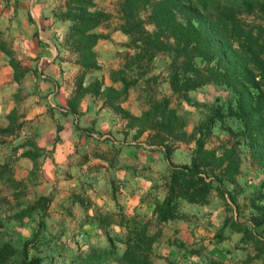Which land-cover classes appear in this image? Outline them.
I'll return each mask as SVG.
<instances>
[{
	"label": "rangeland",
	"instance_id": "374dc122",
	"mask_svg": "<svg viewBox=\"0 0 264 264\" xmlns=\"http://www.w3.org/2000/svg\"><path fill=\"white\" fill-rule=\"evenodd\" d=\"M155 1L158 0H151L130 15L124 0H93L94 9L108 15L93 30L100 37L92 48L99 70L84 76L78 86L79 58L66 36L69 23L61 20L63 0H0V39L13 50L20 68L25 69L19 82H14L7 57L0 52V236L19 246L36 233L35 248L30 253L38 254L43 264H67L70 258L82 256L90 248H110L108 239L122 238L124 232L105 230L108 223L133 215L150 222L155 241L169 233L165 241L169 252H162L164 245L163 249L153 245L151 263L264 264V225L254 227L250 221L254 214L252 203L264 202V171L242 146L239 173L233 183L225 181L220 191L210 194L206 205L210 211L205 209V215H213V223L203 229L207 222L201 216L192 213L186 219L197 230L206 231L204 242L183 241L172 226L155 223L152 215L108 212L99 218L103 227L99 233L89 230L84 226L89 224L87 217H92L88 213L93 210L85 186L91 185L80 186L79 181L74 185L82 191L78 195L81 205L73 206L77 197L71 199V205L66 197L62 218L54 198L69 190L45 187L43 183L41 163L52 152L50 145L59 141L64 126L93 140L89 151L77 150L74 145L79 160L88 153L112 164L121 157V149L157 152L159 183L167 178L164 160L168 162L167 173L169 166L179 165L173 164L181 160L179 154L189 155L190 160L195 148L193 130L204 119L213 96L222 93V87L203 85L182 95L172 91L170 74L182 58H174L168 50H158L160 44L173 43L170 37L161 36L154 43L153 38H147L155 33L150 20ZM35 5L39 9L47 5L48 10L37 11ZM239 18L247 27L264 25L256 15ZM123 83L128 85L125 92H121ZM56 94H62L64 101H55ZM90 106L95 116L85 122L81 116L89 112ZM169 111L183 123L182 131L172 130L176 123L169 118ZM167 122L172 124L171 131L165 126ZM227 141L226 134L213 129L204 148L217 151ZM61 177L70 187V175L64 172ZM108 183L115 200L118 181L114 178ZM40 197L48 202L43 203ZM230 220H238L245 231L224 228L223 223ZM113 248L118 254L123 245L114 243Z\"/></svg>",
	"mask_w": 264,
	"mask_h": 264
},
{
	"label": "trees",
	"instance_id": "16d2710c",
	"mask_svg": "<svg viewBox=\"0 0 264 264\" xmlns=\"http://www.w3.org/2000/svg\"><path fill=\"white\" fill-rule=\"evenodd\" d=\"M150 3L151 0H124L130 15ZM63 9L61 20L69 23L66 36L72 40L79 58L80 86L84 76L99 70L92 48L100 37L93 30L108 15L95 10L93 0H63ZM241 15H256L264 22V0H158L151 6L155 33L147 38H153L154 43L161 36L170 37L173 43L160 44L158 50H168L174 58H182L170 74L172 91L182 95L203 85L222 87V93L213 96L204 119L193 130L195 148L189 163L169 166L165 196L153 203L152 216L157 224L186 220L188 215L179 210L180 201L204 206L212 191H220L223 182L232 184L239 173V146L264 171V25L247 27L241 23ZM0 52L7 57L12 79L18 83L25 69L20 68L13 50L1 39ZM127 86L123 83L121 92ZM168 114L176 123L172 130L182 131L183 123L172 111ZM165 126L170 130L172 124L167 122ZM213 129L229 139L217 151L204 148ZM39 200L48 202L44 197ZM251 208V223L261 227L264 202L252 203ZM39 224L43 228L44 224ZM118 226L124 235L109 238L110 248H90L82 256L70 258L67 264H152L156 233L149 234L150 222L133 215L123 217ZM223 227L237 233L245 231L238 220L225 221ZM36 241L33 233L30 239L14 246L0 236V264H43L38 254L30 253ZM114 243L123 245L120 255L116 254Z\"/></svg>",
	"mask_w": 264,
	"mask_h": 264
},
{
	"label": "crops",
	"instance_id": "0c3cea01",
	"mask_svg": "<svg viewBox=\"0 0 264 264\" xmlns=\"http://www.w3.org/2000/svg\"><path fill=\"white\" fill-rule=\"evenodd\" d=\"M35 8L38 11L39 6L37 7V5H35ZM46 8H48L47 5L39 10L43 12L48 10ZM48 98L50 99V95ZM63 98L62 94H56L54 100L60 102ZM86 103L87 102L84 104ZM88 108L89 111L93 106ZM85 111L86 110H84V112ZM92 116L94 117L95 113H90L89 111L83 113L81 117L87 122V120L93 118ZM75 132V130L72 132L69 128L64 126L63 131L59 133V141L50 145V149L53 148L52 152L48 154V157L45 156L41 163V174L45 187L52 186L55 189L69 190L68 192L61 194L59 197L55 196L54 198V202L56 203L55 207L58 213L63 214L61 217H64L62 211L67 205L64 201L66 197H69L70 205L72 204L71 199L73 197H77L73 202V206H77L78 204L81 205L78 195L79 193L81 194L82 191H80L78 187H74L78 181L80 186H83L84 183H89L91 185L85 186L86 195L91 201V207L93 210L88 213V215L92 217H87L86 223L89 224L84 226L89 230L91 229L99 233V228H103L101 227L102 225H99V218H102L110 212H122L125 216H131L133 214L152 215L153 202L155 200L161 201L166 192L164 188L166 182L164 180L162 183L157 181L159 166L158 153L143 151L141 149L125 148L121 149V157H118V162L114 159L111 164L110 161L107 162V160L101 156H90L87 151H89V145H91L89 143H93V140H89V138L85 139V136L77 135ZM94 137L96 138L95 135H93V138ZM98 140L102 143V139L99 138ZM74 145L77 150H87L86 158L79 160V155L74 152ZM178 156L181 158L179 162H173L171 158L173 164L182 165L189 163V155L179 154ZM163 163L165 165L163 167V173L165 172V175L167 176L166 166L168 165V162L164 160ZM64 172H67L70 175V187H66V185H64L66 183H63L62 181L61 173ZM114 178L118 181V191L115 200L112 199L111 187L108 183L109 179L113 180ZM56 184L57 187L55 186ZM115 205L118 207L117 210H115ZM206 205H204V208L202 209V206L180 201L179 210L186 215L195 214L196 216H201V220L207 222L204 224L203 229H208V226L206 225L212 222L213 215H205V209H208V212L210 211L209 206L206 207ZM118 209H120V211ZM83 215H86V213ZM83 215L81 214V216ZM119 221L120 220L110 221L105 230L109 228L112 232L121 234L124 230L118 226ZM170 223H172V225H169ZM160 224L161 226L163 225V227L172 226V231L176 232L177 235L180 234V238L185 242H189V239H192V242L194 243L201 241L204 242V240H206L204 239L206 231L200 229L197 230V228L188 220L175 219ZM92 233L94 234V232ZM153 233V231L151 232L149 230V234ZM168 238L169 233H165L161 236V240L155 241L153 245L157 249L160 246L161 249H163L162 246L164 245L162 252L168 253V247L165 245V241H167ZM117 244L121 245L120 243ZM121 252L122 249H119L117 255H120ZM152 264H155V262H152Z\"/></svg>",
	"mask_w": 264,
	"mask_h": 264
},
{
	"label": "built area",
	"instance_id": "2783aa9c",
	"mask_svg": "<svg viewBox=\"0 0 264 264\" xmlns=\"http://www.w3.org/2000/svg\"><path fill=\"white\" fill-rule=\"evenodd\" d=\"M81 236V235H80Z\"/></svg>",
	"mask_w": 264,
	"mask_h": 264
}]
</instances>
